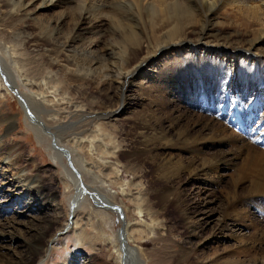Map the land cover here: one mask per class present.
Returning a JSON list of instances; mask_svg holds the SVG:
<instances>
[{
	"label": "bare ground",
	"instance_id": "obj_1",
	"mask_svg": "<svg viewBox=\"0 0 264 264\" xmlns=\"http://www.w3.org/2000/svg\"><path fill=\"white\" fill-rule=\"evenodd\" d=\"M41 11H54V16L42 18L37 14ZM226 29H236V35L222 36ZM6 38L36 51L39 59L27 61L26 66L38 75L48 72L46 82H40L47 87L46 96L35 94L37 88L32 91L20 79L22 59L15 55L26 56L27 51L23 47L24 52L18 51L13 43L8 46L12 41L5 42ZM2 43L0 87L18 95L28 124L61 165L58 172L69 190L72 217L71 221L66 218L67 226L75 227L76 213L86 207L101 208L99 214L107 218L111 211L105 204L112 206V214L122 213L115 196L103 192L104 177L115 176L111 182L121 185L124 194L143 183L119 182L118 165L128 173L125 161L138 166L147 162L157 173L152 182L158 188L155 198L160 211L147 207L146 189L130 197L137 218L132 227L124 220L114 237L119 264H146L143 250L130 245L132 229L139 237L146 232L155 234L167 212L183 213L182 220L193 214L197 202L178 187L184 173L215 180L222 178L216 176L220 170L235 169L226 193L229 215L243 195V202L246 198L264 200V0H0ZM6 60L12 62L16 75L6 70ZM89 89L98 95L89 96ZM0 94L5 96L3 91ZM183 95L191 111L179 103ZM169 104L172 109L158 112ZM121 122L129 127L125 137L131 147L120 155L116 128ZM3 147L0 144V152ZM207 149L215 152L202 164ZM17 157L8 166L18 168ZM88 161L99 169L88 168ZM87 175H91L89 181H85ZM243 183L249 184L246 192ZM42 184L32 181L28 190L37 197L36 208L46 216L54 198ZM28 206L19 214L26 215ZM210 213H204L207 221L202 225ZM45 218L36 223L15 218L13 227L23 226L29 231L28 239L22 233H0V264H44L63 234L57 232L42 244L40 233L54 227L62 216ZM240 218L238 225L243 226ZM258 234L240 239L239 247L234 246L237 252L221 263L264 264V251L257 247L264 230ZM197 235L193 233L187 242L185 261L219 264L221 257H201L203 242ZM17 242L23 250L9 256L5 251ZM66 264L75 263L69 260Z\"/></svg>",
	"mask_w": 264,
	"mask_h": 264
},
{
	"label": "rangeland",
	"instance_id": "obj_2",
	"mask_svg": "<svg viewBox=\"0 0 264 264\" xmlns=\"http://www.w3.org/2000/svg\"><path fill=\"white\" fill-rule=\"evenodd\" d=\"M37 14H40V17L42 18H52L54 16V11L50 13L48 11H41ZM226 31L227 32L223 31L221 35H236V29H226ZM240 38L237 37L238 40H241ZM6 39L5 42L12 41L9 45L6 44V46H10L13 43L15 46H11L14 48L16 47L18 51H23L22 47L27 51L28 55L26 56L24 54L15 55L16 59H22L20 79L24 80V83L31 85L32 91L33 88H37L35 94L43 93L46 96L47 87L40 86V82L41 80H43V84L46 82L47 78L45 77L48 76V72H44L46 76L43 74L38 75L28 70V68H32L31 66H26L28 65V63L26 64L27 61L39 59V57H36V51L31 47L26 50L24 46H17L15 40L9 38ZM3 44L5 43L0 44V47H2ZM5 67L11 74H17V72L14 71V67L10 60L5 61ZM3 78H5L4 73ZM51 86L53 85H50V87ZM21 89L24 90V87ZM1 91L5 93V96L0 94V144L4 145L0 152V233L9 234L15 232L17 235L22 233L21 236H23L24 239H28V230H24V227L19 225H16L15 228L13 227L14 225L12 222H14L15 218H18L22 222L34 221L36 223L37 221L39 222V219L44 220L45 217L46 220H49L52 215L58 213L62 216L59 222L54 227L46 228L40 233V237H43L41 239L42 244L47 243L51 236H54L57 232L62 231L63 233L54 244V248L44 264H66L69 260L75 264H119L116 254L118 247H115L113 241L114 237L122 228L124 220L128 221L132 227L137 218L133 209L135 207L130 197H135L140 191L138 189H146L144 193L147 192V207L153 212L160 211V208L156 207L157 204L155 198L158 193V188L155 186L154 182H152V179L154 181L157 175L153 167L147 162L140 165L142 166L140 167L135 162L132 163V161L129 160L124 162L126 170H128V173H125L122 165H118L120 169L118 178L120 179L119 182L124 183V181H132L136 185L139 182L143 183L142 186L132 188V193L124 194L122 193L121 185H116L111 182L117 178L115 176L110 177L106 174L107 176L104 177L103 180L107 183L104 184L105 188L103 189V192L107 193V195L112 194L115 196L114 202L117 206L122 208V213L117 214L113 212L112 214V206L105 204V207L109 209V212L111 211L107 218L106 215L99 214V211H102L101 208L95 209L92 207H86L76 213L75 220H77V225L73 228L72 226H67V219L70 217L69 221H71L72 217L69 213L70 210L67 202V191L69 190L65 188L63 176L58 172L59 168L62 169L60 167L61 165L54 161L53 154L49 150L50 146L47 147V143L44 140L42 141L39 139L35 131L28 124L25 117L26 112L21 106L22 101L18 95L15 92L14 94L12 93L13 95H10L4 90V88L0 87V93ZM88 92V94H90L89 96L98 95L95 90L89 89ZM115 97L117 98L118 96L116 95ZM182 100L179 103L182 104L185 110H190L188 107L191 108V106H189V101L184 95ZM83 101L82 104H85V101ZM74 104L78 105V101L74 100ZM198 104L204 105L203 101H200V99H198ZM46 106L52 107L49 103H47ZM170 108L172 109V106L169 104L166 109L163 111L158 110V112L160 114L165 113V110L168 111ZM116 129V137L121 145V148H118L117 154H120L131 147V140L125 137V132L128 131L129 127L124 122H121L118 123ZM242 132L241 129H238V133ZM51 143L53 147V142ZM207 150L209 152H206V159L200 161L202 164H205L208 161L207 158L215 152L214 149H211L212 151L210 149ZM224 150L227 149L225 148ZM79 151L83 158V154L85 153H83L80 147ZM14 157L20 158L18 159L20 162L18 168H11L8 166L10 160H15ZM111 160L113 161V159H109V161ZM87 165L88 168H92L93 170L99 169L96 168V164H93L91 161H88ZM11 169L13 170L11 171ZM103 171L105 173L107 172L105 168ZM235 171V169L225 171L220 170L216 176L220 177L222 175V178L220 177V179L218 178L215 180L212 179L213 181L207 179V176V178L203 176L201 179H196V176H192L191 178V175L186 173L181 176L180 179L182 181H180L182 183L180 182L178 187L183 188L185 191L184 193L186 194L185 196L189 199H194L192 202H197L196 205L192 206L193 212L191 213H193V216L190 215L188 220H182L179 216L183 213L180 212L178 214L175 211H169V213L167 212V214L163 215L165 216L164 219H160L162 223L158 227H155L156 230L159 228L155 234L146 232L142 233L139 237V235L135 233V230L132 229L134 232L132 234L133 239L130 240V245L137 250H143V260L146 264H189L185 261V252L187 242L191 241L193 233L198 234V237H196L197 240L203 242L200 253L201 257L204 258L203 256L207 254L213 255V258L217 257L219 259L221 257V259L218 260V263L222 264V260L225 261V257H227L228 254L230 255L237 252L236 249L241 243L240 239H251L254 235H259L258 233H260V230H264V200H260L261 197L251 198V201H247L246 198L244 199L245 202H243L242 200L245 196L243 195L240 198L241 201L239 200V202H235L236 205L235 210H232L233 213L230 211L231 214L229 215L225 210V204L227 202L226 193L229 187L228 184H230L231 176ZM105 173H103V175ZM21 175L28 176V178L31 177V180H24ZM142 175L143 178H141ZM89 178L91 179V175H87L85 181H89ZM32 181L43 183L42 185L46 193L51 194L54 198L50 205H48L46 216H44V212L38 210L36 204H34L37 197L32 193H29L28 187ZM10 182H12V184H9ZM248 183H243L244 192H246L245 189L248 187ZM125 189L128 191L129 188L126 186ZM249 202H251V205H249ZM27 205H29L27 214H19V211ZM89 208L91 210H89ZM41 211L43 213H41ZM205 212H211V218L208 219L209 221L207 224L202 225L203 222L207 221V218L204 216ZM239 214H242L241 216H243V226L238 225V223L242 224V218H240L241 216H239ZM160 215L163 218L162 214ZM144 219L147 220L146 223H149V218L145 217ZM112 237L113 239L111 241ZM17 243L12 246L11 250L5 251L8 255L10 254L9 256L21 253L23 250L22 243ZM259 243L261 242L257 241V247L258 249H262V252L264 251V237L262 243ZM233 249L235 250L231 251ZM35 259L38 261V256H36Z\"/></svg>",
	"mask_w": 264,
	"mask_h": 264
}]
</instances>
